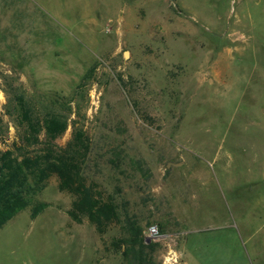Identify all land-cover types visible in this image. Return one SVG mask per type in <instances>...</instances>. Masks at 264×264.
<instances>
[{
	"label": "rangeland",
	"instance_id": "obj_1",
	"mask_svg": "<svg viewBox=\"0 0 264 264\" xmlns=\"http://www.w3.org/2000/svg\"><path fill=\"white\" fill-rule=\"evenodd\" d=\"M15 144L78 148L116 216L74 220L51 172L0 264H129L130 224L152 264H264V0H0V158Z\"/></svg>",
	"mask_w": 264,
	"mask_h": 264
},
{
	"label": "trees",
	"instance_id": "obj_2",
	"mask_svg": "<svg viewBox=\"0 0 264 264\" xmlns=\"http://www.w3.org/2000/svg\"><path fill=\"white\" fill-rule=\"evenodd\" d=\"M44 124L47 135L52 138H56L66 129V124L56 117L48 119ZM36 127L37 125L34 127L32 123L31 128L35 130L25 138L29 146H34L39 141V130ZM26 146L15 144L14 149L2 152L0 158V229L30 204H33L32 218L48 207V202L35 198L44 189L46 179L54 171H57L61 177L60 189L76 194L73 207L68 211L74 220H81V216L86 215L100 230L105 222L112 221L116 216L113 201L97 199L92 187L74 172L78 168L75 163L78 148L56 155L57 151L52 147L42 151L36 147L28 149ZM81 146L86 147L84 140L75 147ZM129 234L128 239L124 241L123 250L129 264H152L149 250L154 249V246L145 243L142 228L130 224Z\"/></svg>",
	"mask_w": 264,
	"mask_h": 264
},
{
	"label": "built area",
	"instance_id": "obj_3",
	"mask_svg": "<svg viewBox=\"0 0 264 264\" xmlns=\"http://www.w3.org/2000/svg\"><path fill=\"white\" fill-rule=\"evenodd\" d=\"M161 236L160 230L156 224H151L147 228L146 237L147 239H158Z\"/></svg>",
	"mask_w": 264,
	"mask_h": 264
}]
</instances>
